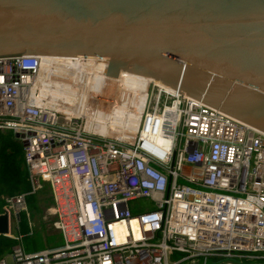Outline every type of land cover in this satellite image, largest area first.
I'll return each instance as SVG.
<instances>
[{
	"label": "built area",
	"instance_id": "2783aa9c",
	"mask_svg": "<svg viewBox=\"0 0 264 264\" xmlns=\"http://www.w3.org/2000/svg\"><path fill=\"white\" fill-rule=\"evenodd\" d=\"M40 63L0 56V131L20 144L29 187L2 197L10 264H264V131L151 81L133 138L102 136L37 100ZM41 181L62 243L25 253L19 213L31 234L26 194ZM137 198L149 203L132 213Z\"/></svg>",
	"mask_w": 264,
	"mask_h": 264
},
{
	"label": "water",
	"instance_id": "95a60500",
	"mask_svg": "<svg viewBox=\"0 0 264 264\" xmlns=\"http://www.w3.org/2000/svg\"><path fill=\"white\" fill-rule=\"evenodd\" d=\"M21 54L102 59L264 131V0H0V56Z\"/></svg>",
	"mask_w": 264,
	"mask_h": 264
},
{
	"label": "bare ground",
	"instance_id": "6f19581e",
	"mask_svg": "<svg viewBox=\"0 0 264 264\" xmlns=\"http://www.w3.org/2000/svg\"><path fill=\"white\" fill-rule=\"evenodd\" d=\"M37 100L49 112L77 117L90 131L130 141L140 119L144 93L151 81L129 71L105 74L96 58H40Z\"/></svg>",
	"mask_w": 264,
	"mask_h": 264
},
{
	"label": "rangeland",
	"instance_id": "374dc122",
	"mask_svg": "<svg viewBox=\"0 0 264 264\" xmlns=\"http://www.w3.org/2000/svg\"><path fill=\"white\" fill-rule=\"evenodd\" d=\"M56 114L58 116L60 123L74 124L75 122L76 123L82 122V120L77 117L67 118L64 115L59 114L57 112ZM0 135L15 139L14 134L8 130L0 131ZM4 137L2 138L5 139ZM179 182H183V180H179ZM26 197H27L26 198L27 213L29 215V221L31 224L32 232L31 234H27L29 229L25 227L27 221L26 215L24 211H21L19 213V220L17 224H18V232L22 234L20 243L23 251L25 253H29L45 247L61 244L62 243L61 235L57 230L53 228L52 225L54 216L49 212V208L50 205L52 204V200L50 196V189L47 182L41 181V188L33 194H26ZM31 202H33L36 209L33 208ZM148 203L149 200L144 198H137L128 201L132 213H137L138 211H142L144 209V206H146ZM14 226H15V222L14 219H12L11 229H10L11 236H14V234H16V230ZM24 227L25 230H23ZM6 260H7V264H10V259L8 258V255H6ZM225 260L237 261L238 259L235 257H221L219 259H215V261L213 262L212 258H207L206 264H217L220 261H225ZM242 261H247V260H242ZM179 264H186V261H182Z\"/></svg>",
	"mask_w": 264,
	"mask_h": 264
},
{
	"label": "trees",
	"instance_id": "16d2710c",
	"mask_svg": "<svg viewBox=\"0 0 264 264\" xmlns=\"http://www.w3.org/2000/svg\"><path fill=\"white\" fill-rule=\"evenodd\" d=\"M2 137L4 136L0 135V211L2 197L25 192L29 188L20 144L16 139ZM31 204L36 209L33 202ZM13 243L12 238L0 235V257L9 252Z\"/></svg>",
	"mask_w": 264,
	"mask_h": 264
}]
</instances>
